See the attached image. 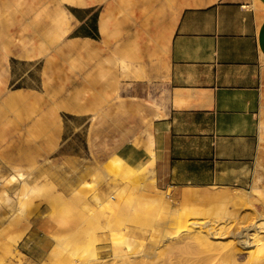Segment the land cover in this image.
I'll return each mask as SVG.
<instances>
[{
	"label": "rangeland",
	"instance_id": "1",
	"mask_svg": "<svg viewBox=\"0 0 264 264\" xmlns=\"http://www.w3.org/2000/svg\"><path fill=\"white\" fill-rule=\"evenodd\" d=\"M85 1L95 3L90 30L77 28L69 0L3 3L0 200L12 217L0 230V264L25 263L18 244L46 218L45 206L55 245L41 264H264V229L254 237L247 227L259 212L264 218L263 177L246 186L168 187L137 159L163 109L157 83L132 74L143 78L146 45L160 48L161 65L181 12L210 0ZM124 151L130 160H121ZM60 155L78 156V173H87L71 197L48 166Z\"/></svg>",
	"mask_w": 264,
	"mask_h": 264
},
{
	"label": "crops",
	"instance_id": "2",
	"mask_svg": "<svg viewBox=\"0 0 264 264\" xmlns=\"http://www.w3.org/2000/svg\"><path fill=\"white\" fill-rule=\"evenodd\" d=\"M69 1L67 11L77 28L90 30L95 3ZM257 1L210 0L185 8L161 65L160 48L145 46L143 78L136 80L132 74L131 79L157 83L163 112H157L154 133L142 138L137 159L147 167L144 153L151 144L156 157L147 174H156L162 185L212 188L264 179V0ZM113 6L110 2V12ZM121 155L130 158L131 153ZM4 157L0 154V163L5 164ZM79 160L69 155L50 158L48 166L60 174L55 186L64 197L73 196L87 175L78 173ZM5 204L0 200V230L12 217ZM44 212L46 218L33 221L35 226L18 244L24 264L46 262L55 245L47 206Z\"/></svg>",
	"mask_w": 264,
	"mask_h": 264
},
{
	"label": "bare ground",
	"instance_id": "3",
	"mask_svg": "<svg viewBox=\"0 0 264 264\" xmlns=\"http://www.w3.org/2000/svg\"><path fill=\"white\" fill-rule=\"evenodd\" d=\"M255 1V3H257L258 1L257 0H254ZM255 6V5H254ZM256 7V6H255ZM125 65V64H124ZM126 67H127V65H126ZM124 69H125V67H124ZM155 153H154V150H153V148L151 147V144H150V146H147V148L145 149V153H144V158H145V164H147V167L146 168H144L145 170H148V169H150L151 168V166H153L154 165V160H155ZM120 159V158H119ZM118 159V160H119ZM126 160V159H128V160H130V158H126V157H122V159L121 160ZM124 164V163H123ZM122 164V165H123ZM125 165V164H124ZM20 176V179H21V181H22V185H23V188L22 189H26V188H28V186L30 185L29 183H28V181H27V179L24 177V175H19ZM26 177H27V175H26ZM129 182V181H128ZM154 185V184H153ZM135 186V185H134ZM88 187H91V186H88ZM115 187V186H114ZM136 187H138L137 185H136ZM255 187H252V189L251 190H253ZM157 190V189H156ZM154 191V190H153ZM242 191H244V190H242ZM250 190H247L246 191V193L245 194H243V193H239L238 195H236L235 196V198L234 199H237V201L239 200L240 202H241V200L243 201V199H244V196H246V197H248V195H249V192ZM158 192V194L160 193L159 191H157ZM198 192V191H197ZM207 192V191H206ZM205 192V193H206ZM208 192H210V191H208ZM193 193V195H194V192H192ZM196 193V192H195ZM204 193V192H203ZM207 194V193H206ZM209 195V194H208ZM198 196V195H197ZM199 198L201 199V198H204V195L203 194H201V195H199ZM21 213L23 212V210H21L20 211ZM256 214V213H255ZM263 214H262V212L260 213H258V215H256L257 216V218H256V220L254 221V222H249L250 224L249 225H247V227L249 228L248 229V233H250V235H253L254 237H255V235H260V234H262L261 232L263 231V229H264V218H263V216H262ZM235 219H237V217L235 218ZM254 219V218H253ZM222 221V220H221ZM247 221V220H246ZM252 221V220H251ZM215 222V221H214ZM205 223V222H204ZM210 223V222H209ZM209 223H205L203 226H210L209 225ZM219 223V222H218ZM202 224V223H201ZM200 224V225H201ZM220 224V223H219ZM159 225V224H158ZM229 228V227H228ZM228 228H226L227 230H228ZM212 229H213V227H212ZM226 230V231H227ZM202 230H198V231H196V234H195V236L198 238V243L199 244H201L202 242H203V240L204 239H206V237H205V235H203L202 234ZM228 232V231H227ZM135 233V232H134ZM224 234V233H223ZM205 237V238H203V236ZM208 235V234H207ZM211 236H212V234H211ZM167 237V235L166 234H164L163 235V238H166ZM215 237V236H214ZM133 238V237H132ZM131 238V239H132ZM169 238V237H168ZM209 238V237H208ZM207 238V239H208ZM139 239V238H138ZM210 239V238H209ZM208 239V240H209ZM215 239V238H214ZM129 241H130V239H129ZM129 241L127 242L128 244H129ZM163 241V240H162ZM213 241V240H212ZM142 242V241H141ZM204 243V242H203ZM206 243V242H205ZM211 244V243H210ZM153 250V249H152ZM151 250V251H152ZM150 251V250H149ZM151 251H150V253H151ZM147 252V251H146ZM149 254V253H148ZM147 254V255H148ZM224 254V253H223ZM227 255L226 256H228L229 254L228 253H226ZM154 255V254H153ZM155 256V255H154ZM123 257V256H122ZM127 257V256H126ZM153 257V256H152ZM151 257V258H152ZM121 258V257H120ZM124 258H125V255H124ZM146 258H148L149 259V257H146ZM122 259V258H121ZM131 261V260H130ZM134 261V260H133ZM149 261H150V259H149ZM95 262V261H94ZM119 262H120V260H119ZM122 262V261H121ZM127 262H129V261H127ZM148 262V261H147ZM149 263V262H148ZM147 263V264H148ZM123 264V263H122ZM126 264V263H125ZM131 264V263H130Z\"/></svg>",
	"mask_w": 264,
	"mask_h": 264
}]
</instances>
